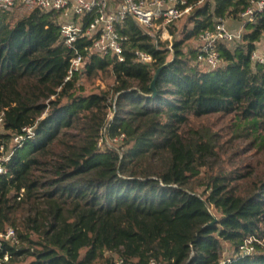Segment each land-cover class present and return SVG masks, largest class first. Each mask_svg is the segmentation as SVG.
<instances>
[{
	"label": "trees",
	"instance_id": "1",
	"mask_svg": "<svg viewBox=\"0 0 264 264\" xmlns=\"http://www.w3.org/2000/svg\"><path fill=\"white\" fill-rule=\"evenodd\" d=\"M258 1L186 0L171 61L167 44L156 46L128 19L116 27L123 62L86 58L82 75L113 79L90 93L78 77L65 82L72 52L59 13L35 9L11 21L14 9L0 10V148L34 130L0 176L1 264H264L256 242L264 240V67L251 61L264 10L240 42L218 46V69L201 67L188 48ZM137 51L153 64L136 63ZM213 116L233 121L224 144L189 128ZM235 139L262 159L233 158ZM250 239L255 254L240 256Z\"/></svg>",
	"mask_w": 264,
	"mask_h": 264
},
{
	"label": "built area",
	"instance_id": "2",
	"mask_svg": "<svg viewBox=\"0 0 264 264\" xmlns=\"http://www.w3.org/2000/svg\"><path fill=\"white\" fill-rule=\"evenodd\" d=\"M186 4V0H0V10L19 9L28 14L39 9L60 14V36L63 44L72 52L65 79V82H69L85 72L86 58L89 56H114L118 62L124 61L123 43L126 39L118 33L116 27L128 19H131L145 36L152 39L156 46L170 41L167 50L172 56V28L190 12L191 8L186 7ZM263 10L264 0L251 2V6L241 15L243 28L254 23L256 16ZM243 34V30H234L225 21H217L213 30L205 31L197 40V62L209 70L218 69L223 64L218 46L240 42ZM81 44H84L82 49L79 47ZM135 61L142 65L154 62L150 55L141 51L135 52ZM251 61L264 67V40L252 53ZM23 131V136L13 138V146L33 138V128H25ZM3 133L4 116L0 114V134ZM12 148H0V176L7 174L6 165L13 155ZM6 238L16 240V235L11 230L7 232ZM256 242L264 247V240ZM253 243L252 239L247 240L240 248L239 255L253 256L256 251ZM4 261H7L6 257ZM114 264L129 263L115 257ZM150 264L160 263L152 261ZM220 264L226 262L222 261Z\"/></svg>",
	"mask_w": 264,
	"mask_h": 264
},
{
	"label": "rangeland",
	"instance_id": "3",
	"mask_svg": "<svg viewBox=\"0 0 264 264\" xmlns=\"http://www.w3.org/2000/svg\"><path fill=\"white\" fill-rule=\"evenodd\" d=\"M11 16H10V20L11 21H15L18 18L26 15L24 12L20 11L19 9H14L11 12ZM187 16L188 14H186L177 24L174 28H172V30H174L175 34L173 35V38L171 40V43H174V40L179 38L181 36V30L184 27V25L187 22ZM228 24H230L231 28L234 30H243V32H245V28H243V24L242 22L239 21H231V22H227ZM164 44H167V46H169L170 41H165ZM188 48H197V41H192L189 43ZM168 61L172 60V56L171 54L168 56L167 58ZM113 85V79L112 77L108 76V77H104L103 81L101 79H89L88 77H86V75H82L78 77V86L82 87L86 93H90V92H99L102 90H107L109 86ZM233 121L230 118H225L222 116H213L207 119H201V120H193L191 123V127L189 128H194L195 130H199V131H211L213 134L217 135L219 141L221 142V144H224L225 142H228V140H230V138L232 137V130H231V126ZM14 143H10V148L13 147ZM233 144L235 146L234 150L232 152L234 153V157L236 160H247V161H251V160H261L262 158H259V156L257 157H253L254 154H256V150L250 149V146L247 145V142L245 139H235L233 140ZM224 149H220L219 153L221 155V159H227L228 157H222V153H223ZM218 160V159H217ZM11 231V230H9ZM231 253L228 252H224V257H230Z\"/></svg>",
	"mask_w": 264,
	"mask_h": 264
},
{
	"label": "water",
	"instance_id": "4",
	"mask_svg": "<svg viewBox=\"0 0 264 264\" xmlns=\"http://www.w3.org/2000/svg\"><path fill=\"white\" fill-rule=\"evenodd\" d=\"M158 75H159V72L157 73V75L155 76V78L151 84V90L153 92V97H155L157 95L156 81L158 79ZM216 222H217V219L214 217V220L210 225H214Z\"/></svg>",
	"mask_w": 264,
	"mask_h": 264
}]
</instances>
